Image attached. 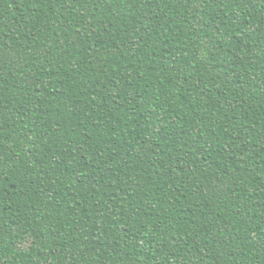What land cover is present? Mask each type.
Here are the masks:
<instances>
[{
	"label": "trees",
	"instance_id": "trees-1",
	"mask_svg": "<svg viewBox=\"0 0 264 264\" xmlns=\"http://www.w3.org/2000/svg\"><path fill=\"white\" fill-rule=\"evenodd\" d=\"M0 264H264V0H0Z\"/></svg>",
	"mask_w": 264,
	"mask_h": 264
}]
</instances>
